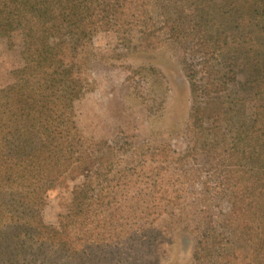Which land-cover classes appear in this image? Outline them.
<instances>
[{
  "label": "trees",
  "instance_id": "obj_1",
  "mask_svg": "<svg viewBox=\"0 0 264 264\" xmlns=\"http://www.w3.org/2000/svg\"><path fill=\"white\" fill-rule=\"evenodd\" d=\"M0 27L22 42L11 76L29 105L0 101V264H160L175 231L192 264H264V0H0ZM101 34L120 58H177L182 151L83 136ZM58 186L70 205L47 225Z\"/></svg>",
  "mask_w": 264,
  "mask_h": 264
},
{
  "label": "rangeland",
  "instance_id": "obj_2",
  "mask_svg": "<svg viewBox=\"0 0 264 264\" xmlns=\"http://www.w3.org/2000/svg\"><path fill=\"white\" fill-rule=\"evenodd\" d=\"M93 44L97 57L89 67L92 89L75 104L76 122L83 136L96 144L124 139L134 148L163 142L182 151L190 98L177 58L169 51L120 58L118 43L111 34L97 36ZM21 49L20 39L9 41L0 27V101L16 96L20 100L18 111L24 113L29 109L28 101L20 96L11 76L22 66ZM141 68L148 69L143 82L127 80L130 71ZM71 190L72 186H58L49 193L43 210L47 225L56 226L65 214ZM172 238L160 264H192L194 239L181 231L173 232Z\"/></svg>",
  "mask_w": 264,
  "mask_h": 264
}]
</instances>
